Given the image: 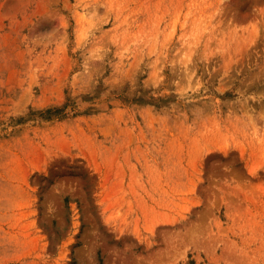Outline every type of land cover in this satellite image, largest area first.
<instances>
[{"label": "rangeland", "instance_id": "rangeland-1", "mask_svg": "<svg viewBox=\"0 0 264 264\" xmlns=\"http://www.w3.org/2000/svg\"><path fill=\"white\" fill-rule=\"evenodd\" d=\"M0 264H264V0H0Z\"/></svg>", "mask_w": 264, "mask_h": 264}]
</instances>
